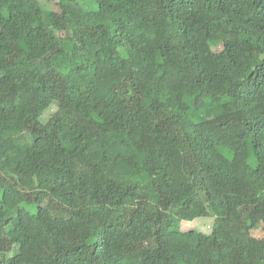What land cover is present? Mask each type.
Segmentation results:
<instances>
[{
  "label": "trees",
  "instance_id": "trees-1",
  "mask_svg": "<svg viewBox=\"0 0 264 264\" xmlns=\"http://www.w3.org/2000/svg\"><path fill=\"white\" fill-rule=\"evenodd\" d=\"M261 225L264 0H0V264H264Z\"/></svg>",
  "mask_w": 264,
  "mask_h": 264
},
{
  "label": "rangeland",
  "instance_id": "rangeland-1",
  "mask_svg": "<svg viewBox=\"0 0 264 264\" xmlns=\"http://www.w3.org/2000/svg\"><path fill=\"white\" fill-rule=\"evenodd\" d=\"M55 2L53 1H47V4L51 6ZM55 107H52L49 111L46 112L45 118L47 119L53 112H54ZM252 166H255V163L253 160H251ZM213 224V219L212 218H201L197 219L193 222H183L181 223V229L182 231H197L202 234H210L211 233V228ZM253 235L257 238H262L264 239V227L261 225L257 227L253 231ZM154 262V261H153ZM155 263V262H154Z\"/></svg>",
  "mask_w": 264,
  "mask_h": 264
}]
</instances>
